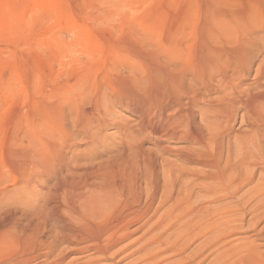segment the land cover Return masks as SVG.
<instances>
[{"label":"rangeland","instance_id":"1","mask_svg":"<svg viewBox=\"0 0 264 264\" xmlns=\"http://www.w3.org/2000/svg\"><path fill=\"white\" fill-rule=\"evenodd\" d=\"M208 49L215 55L226 52L222 59L228 61L224 64L228 69L219 72L214 65L212 81L205 85L192 68H198ZM262 67L264 0H0V201H16L15 206L39 202L47 188L38 186L31 169V161L36 160L51 167L50 185L71 170L77 176L86 169L115 170L118 176L142 180L155 172L158 188L144 189V182L145 192L140 195L142 204L152 203L151 222H156L172 203L160 207L163 181L171 170L181 166L199 177L203 172L213 175L208 166L183 161L181 152L200 149L211 154L214 140L222 141L220 156L212 153L222 168L228 146L232 144L237 153L236 135L261 133L263 119H254L243 106L231 107L222 99L220 85L231 78L245 98L264 95ZM148 95L157 96L159 105H147ZM184 110L193 115L194 121H189L204 128L205 146L181 138L183 131L177 136L151 133L150 122L167 120L172 126L183 120ZM224 112L235 116L228 121ZM201 119L223 122L226 133L215 135L210 144L215 127L207 129ZM181 123L187 125L188 120ZM256 179L234 195L207 202L208 206L240 208L243 194ZM199 201L194 205L197 209L202 205ZM252 217L246 212L240 222L214 224L208 246L196 232L186 250L165 257L164 264L178 260L249 264L248 245L258 244L264 253V220ZM138 225L133 224L132 230ZM141 232H134L131 239ZM171 236L157 247L172 246L176 238ZM90 255L91 251L68 254L65 262L77 256L79 264Z\"/></svg>","mask_w":264,"mask_h":264},{"label":"bare ground","instance_id":"2","mask_svg":"<svg viewBox=\"0 0 264 264\" xmlns=\"http://www.w3.org/2000/svg\"><path fill=\"white\" fill-rule=\"evenodd\" d=\"M225 55L226 52L215 55L208 49L206 54L202 55L198 68H192L193 73H198L202 83L207 85L212 81L213 72L210 70L214 65H217L219 72L224 70L223 67L228 69V66L224 65L227 60L222 59ZM259 74H264L263 67ZM224 82L220 85V93L224 94L222 97L224 101H227L236 110L238 106H243L254 119L261 117L264 121V107L261 106L264 103L263 94H249L245 98L246 95L244 96L242 92L238 91V85L232 83L231 78ZM158 101L157 96L153 95L148 97V104L146 101L141 102L153 107L158 104ZM137 108L136 110L141 107ZM160 108H156V110L162 111ZM185 112L186 114L184 113L185 115L182 116L183 120L181 118L179 123L173 124L174 127L167 120L161 124L159 122L157 125H152L150 122L151 133L155 135L163 132L162 135L175 136L177 132L183 131L184 135L181 138L205 146L204 128L196 126L197 122L194 124L189 121L190 119L194 121L193 115ZM220 112L222 111L219 110L218 113ZM229 112L234 113L232 109ZM229 112L228 115L224 113L228 116V121H231L234 114ZM194 117L196 118V116ZM184 119L188 120L187 125L181 123ZM203 119H201L202 123L204 122L207 129L212 130L215 127L214 132L216 133H210L209 136L210 144L213 143L215 135L219 137L222 131L223 134L226 133L224 130L226 125H223V122ZM259 126L264 128L262 123ZM261 128H259L261 133L253 137L248 134L235 136L239 142V148L237 153H234L232 144L228 146L223 169L219 165L217 157L212 154L220 156L223 151L222 141L214 140L210 155L200 149L199 152L196 149V153L195 150L187 151V149L184 150L185 152H181L183 161L208 166L214 169L213 175L203 172V175L199 177L194 171L181 166L174 168L175 172L171 170L167 174L166 181H163L160 207L162 204L164 207V204L172 203L167 204V209H163L165 212L162 211L163 213L159 214L161 216H158L157 221L155 219L156 222H151L154 219V216L150 215L152 203L142 204L140 195L145 192L146 186L151 187L154 191L158 188V178L154 175L155 170L153 171V169L151 170L154 174L148 172L149 176H145L143 180L135 176H133L135 178L125 175L118 176L115 170L101 173L96 172L98 170L95 169H86L82 173L80 171L78 176L71 170V173L68 171V174L65 173L55 178L56 181L50 185L48 181L52 178L51 167L42 160L31 161L30 166L36 173L38 186L46 187L47 191L41 193L37 200L39 202L32 206L28 204L15 206L16 201L13 200L0 201V264H34L35 262L36 264H78L77 256L65 262L68 254H83L88 251H91V255L81 261V264H100V261L103 260H110V264H119L123 259L135 255L137 257L135 256L126 263L164 264L165 257L182 254L195 238L196 232L204 237L203 243L208 246L207 239L214 224H226V221L227 223L240 222L241 214L246 212H251L257 221L264 220V129ZM258 165L262 167L261 173L258 172V168H260ZM72 168L70 167V169ZM79 168L77 170H80ZM101 168L103 167L101 166ZM226 169H229V173H225ZM39 176L45 177V179L39 178ZM255 179L257 182L254 186L249 187L242 196L241 202L244 207L237 208L232 205L213 209L208 206L207 202L215 201L219 196H227L229 193L234 195L239 188L253 183ZM177 183L179 185H176ZM161 185L163 186V184ZM176 186H179L177 198L173 199L172 194ZM44 190L46 189L44 188ZM198 201L202 204L199 209L194 206ZM248 205L251 207L246 210ZM158 209L156 208L154 211L157 212ZM257 221L254 220V222ZM135 223L139 225L132 230V225ZM139 231H142L140 235L131 239L133 233ZM172 234L176 238L172 246L157 247L170 239ZM248 247L245 257L248 258L249 264H264V253L259 250L258 244L248 245ZM125 252L127 253L123 257L115 260L118 255ZM167 252L169 254L162 255ZM225 256L227 255L225 254ZM184 261L178 260L174 264H182Z\"/></svg>","mask_w":264,"mask_h":264}]
</instances>
